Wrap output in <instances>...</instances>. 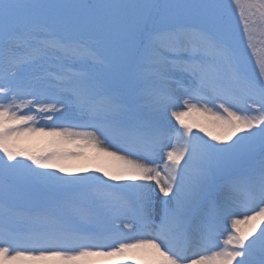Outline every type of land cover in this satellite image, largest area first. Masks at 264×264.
Masks as SVG:
<instances>
[{"label": "snow or ice", "instance_id": "1", "mask_svg": "<svg viewBox=\"0 0 264 264\" xmlns=\"http://www.w3.org/2000/svg\"><path fill=\"white\" fill-rule=\"evenodd\" d=\"M0 264H264V0H0Z\"/></svg>", "mask_w": 264, "mask_h": 264}, {"label": "rangeland", "instance_id": "2", "mask_svg": "<svg viewBox=\"0 0 264 264\" xmlns=\"http://www.w3.org/2000/svg\"><path fill=\"white\" fill-rule=\"evenodd\" d=\"M172 123L175 124V121L172 120ZM87 131H94V130L93 129H87ZM198 134L203 135L202 133H198ZM97 135L99 136V133H97ZM100 139L103 140V137H100ZM205 139H208V138L205 137ZM73 150H75V149H73ZM110 150H114V149H110ZM90 174H96V173H90ZM101 178L104 179L102 177V175H101ZM42 204H43V201H40L37 199H28V198H21V199H17L15 201L16 207L19 208L20 210H24V211L34 210V209L42 206Z\"/></svg>", "mask_w": 264, "mask_h": 264}]
</instances>
